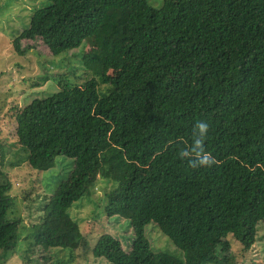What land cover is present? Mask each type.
Listing matches in <instances>:
<instances>
[{
  "label": "trees",
  "instance_id": "trees-1",
  "mask_svg": "<svg viewBox=\"0 0 264 264\" xmlns=\"http://www.w3.org/2000/svg\"><path fill=\"white\" fill-rule=\"evenodd\" d=\"M48 1L13 39L16 52H26L21 39L36 38L54 56L86 41L96 52H84L81 84L60 75L58 90L14 114L21 158L31 168L71 159L31 225L32 243L82 247L109 264H233L232 240L249 250L264 220V0ZM199 120L209 125L203 146L210 166L178 155L191 146ZM98 179L114 183L103 210L130 227L127 250L108 233L90 248L69 213ZM10 187L1 173L4 255L21 227ZM149 222L178 255L150 248Z\"/></svg>",
  "mask_w": 264,
  "mask_h": 264
},
{
  "label": "rangeland",
  "instance_id": "rangeland-1",
  "mask_svg": "<svg viewBox=\"0 0 264 264\" xmlns=\"http://www.w3.org/2000/svg\"><path fill=\"white\" fill-rule=\"evenodd\" d=\"M152 6H160L162 0H147ZM48 0H0V174L11 183L9 194L14 199L12 215L21 220L18 229L19 240L14 251L0 252V264H109L104 258H94L89 250L78 247L49 248L43 250L32 243V223L39 221L42 207L56 182L71 168V159L58 156L55 164L46 171H37L23 160L22 151L15 135V112L22 109L33 98L45 97L58 90L55 79L64 78L81 84L88 71L84 52L94 54V45L86 41L81 47L58 56L51 54L48 47L36 38L21 39L26 48L18 54L13 39L28 26L34 8L47 5ZM94 65V62H93ZM97 66V65H96ZM47 76L45 80L39 76ZM114 183L98 179L88 197L74 202L69 209L78 223L82 236L91 248L98 236L108 233L119 239L127 250L131 241V229L120 216H108L103 210L105 193ZM10 214V215H11ZM144 234L153 251H167L178 255L180 251L159 230L154 222L144 227ZM253 246L240 251L237 241L232 240L235 259L233 264H264V220L257 225Z\"/></svg>",
  "mask_w": 264,
  "mask_h": 264
},
{
  "label": "clouds",
  "instance_id": "clouds-1",
  "mask_svg": "<svg viewBox=\"0 0 264 264\" xmlns=\"http://www.w3.org/2000/svg\"><path fill=\"white\" fill-rule=\"evenodd\" d=\"M208 122L199 120L193 125L194 139L189 148L182 149L178 155L181 158H189V164L193 166H210L213 157L204 150L203 140L208 131Z\"/></svg>",
  "mask_w": 264,
  "mask_h": 264
}]
</instances>
